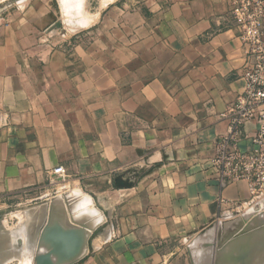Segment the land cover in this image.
Returning a JSON list of instances; mask_svg holds the SVG:
<instances>
[{
    "label": "crops",
    "instance_id": "0c3cea01",
    "mask_svg": "<svg viewBox=\"0 0 264 264\" xmlns=\"http://www.w3.org/2000/svg\"><path fill=\"white\" fill-rule=\"evenodd\" d=\"M22 1L0 24V200L30 198L32 244L63 214L69 264H190L179 245L250 197L209 169L244 88L227 2L115 0L66 34Z\"/></svg>",
    "mask_w": 264,
    "mask_h": 264
},
{
    "label": "rangeland",
    "instance_id": "374dc122",
    "mask_svg": "<svg viewBox=\"0 0 264 264\" xmlns=\"http://www.w3.org/2000/svg\"><path fill=\"white\" fill-rule=\"evenodd\" d=\"M40 1L51 6L52 11L55 10L60 27H63L64 33L69 34L76 30V24L90 23L91 14L100 8H105L115 0ZM24 6L22 0H0V24L8 18L10 13ZM64 33H61L62 39ZM29 199L25 197L20 207L16 206L20 204V200L18 202H15L14 198H8L7 201L0 200L2 201L0 205L5 203L10 205L7 208L0 206V264H66L67 260L63 257L53 256L60 251L59 246L56 248L54 239H50L51 244L46 241L49 239H45L39 244L38 251L39 257L41 253L52 255L51 258L54 261L52 259L47 261L41 257L38 260L34 259L36 246L31 245V238L35 236L32 221L36 219V214L31 211ZM87 199V202H83L85 205L92 202L91 197L88 196ZM42 215L38 219L40 223ZM62 216L63 214L55 215L53 225L55 222L58 226L62 224ZM18 234L22 235L19 239ZM179 247L180 252L187 256L190 264H264V195L256 198L249 197L235 206L230 213L213 221L203 231L187 238Z\"/></svg>",
    "mask_w": 264,
    "mask_h": 264
},
{
    "label": "built area",
    "instance_id": "2783aa9c",
    "mask_svg": "<svg viewBox=\"0 0 264 264\" xmlns=\"http://www.w3.org/2000/svg\"><path fill=\"white\" fill-rule=\"evenodd\" d=\"M238 29V37L247 47L244 88L230 104L223 118L229 120L228 131L216 143L209 169L224 190L230 184L245 181L250 197L264 195V0H225ZM252 120L258 123L250 148H241ZM66 180L62 165L54 169Z\"/></svg>",
    "mask_w": 264,
    "mask_h": 264
},
{
    "label": "water",
    "instance_id": "95a60500",
    "mask_svg": "<svg viewBox=\"0 0 264 264\" xmlns=\"http://www.w3.org/2000/svg\"><path fill=\"white\" fill-rule=\"evenodd\" d=\"M60 25H61L60 22H57L55 26L60 27ZM117 184L119 186H126L127 182H125L124 180H118ZM55 215L56 214H50V218L48 220V223L44 226V228L40 232L39 243L38 244L33 243V246H36V252L34 254V259L36 258L38 260L40 258L38 255L39 244L42 243L45 239H49V240L54 239V241L57 243L56 245L59 246L58 248L60 251H58V254H53V256L58 255L59 258L63 257L64 259L67 260L66 264H69L71 262L68 259L69 255L67 254V252L69 250V248H68L69 246L66 245V243H65L67 241V239H65V236H66L68 229L66 228L64 223L60 224L59 226L52 225ZM86 234H89V232L86 231ZM31 245H32V243H31ZM72 248H73V246H72ZM41 258L46 259L47 261H51V259H52L51 256L48 254L41 256Z\"/></svg>",
    "mask_w": 264,
    "mask_h": 264
},
{
    "label": "bare ground",
    "instance_id": "6f19581e",
    "mask_svg": "<svg viewBox=\"0 0 264 264\" xmlns=\"http://www.w3.org/2000/svg\"><path fill=\"white\" fill-rule=\"evenodd\" d=\"M80 206H81V205H80ZM81 207H82V206H81ZM85 209H86V208H85ZM87 210H88V209H87ZM91 210H92V208H91ZM60 215H61V213H60ZM55 219H56V218H55ZM56 220H57V219H56ZM54 222H55V221H54ZM259 223H260V222H259ZM52 225H53V223H52ZM55 225L58 226V225L56 224V222H55ZM260 226H261V225H260ZM232 230H233V229H232ZM234 231H235V230H234ZM222 233H223V232H222ZM229 235H230V234H229ZM72 238H73V237H72ZM222 238H223V237H222ZM225 238H226V236H225ZM51 240H52V239H51ZM78 240H79V239H78ZM46 241H47L49 244H51V243H50V240H46ZM46 241H45V243H46ZM53 241H54V240H53ZM53 241H51V242H53ZM54 243H55V242H54ZM40 244H41V243H40ZM49 244H48V245H49ZM56 244H57V243H56ZM53 245H54V244H52V246H53ZM44 246H45V245H44ZM52 246H50V247H52ZM54 246H55V245H54ZM57 247H58V246H56V248H57ZM78 248H79V247H78ZM46 249H48V248H47V245H46ZM51 249H52V248H51ZM74 250H75V249H74ZM52 251H53V250H52ZM54 251H55V250H54ZM56 251H58V250H56ZM259 251H260V250H259ZM261 251H262V250H261ZM72 252H73V251H72ZM46 253H47V252H46ZM257 253H258V251H257ZM39 254H40V253H39ZM41 254L43 255V253H41ZM50 254H51V253H50ZM42 255H41V256H42ZM41 256H40V257H41ZM51 256H52V255H51ZM52 257H53V256H52ZM57 257H58V256H57ZM52 260L54 261V259H52ZM59 260H60V259H59ZM62 260H63V259H62ZM40 261H42V260L40 259ZM43 261H44V260H43ZM56 261H57V260H55V262H56ZM55 262H54V263H55ZM59 262H60V261H59ZM252 262H254V261H252ZM38 263H39V262H38ZM49 263H51V262H49ZM62 263H63V262H62ZM216 263H217V262H216ZM39 264H40V263H39ZM41 264H42V263H41ZM51 264H53V263H51Z\"/></svg>",
    "mask_w": 264,
    "mask_h": 264
}]
</instances>
